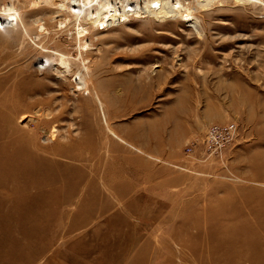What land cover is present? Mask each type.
I'll list each match as a JSON object with an SVG mask.
<instances>
[{
  "label": "rangeland",
  "instance_id": "rangeland-1",
  "mask_svg": "<svg viewBox=\"0 0 264 264\" xmlns=\"http://www.w3.org/2000/svg\"><path fill=\"white\" fill-rule=\"evenodd\" d=\"M9 2L27 33L0 25V152L21 157L0 174V264H264V0L195 8L199 35L130 16L81 48L68 13Z\"/></svg>",
  "mask_w": 264,
  "mask_h": 264
},
{
  "label": "bare ground",
  "instance_id": "bare-ground-1",
  "mask_svg": "<svg viewBox=\"0 0 264 264\" xmlns=\"http://www.w3.org/2000/svg\"><path fill=\"white\" fill-rule=\"evenodd\" d=\"M219 1L221 0H191L190 2H184V0H32V2L35 3L42 2L47 6L51 5L56 9V13L63 12L71 15L73 17V22L75 25L74 27L76 29L75 38L78 40V42H80L83 37L90 32L91 28L102 29L113 24H119L129 19L130 16L151 18L158 21L178 19L182 22L187 23L188 27L192 28V30L197 35H199V20L193 12L194 9L199 8L201 10H207L209 7ZM234 1L241 3L254 1L262 2V0ZM11 2L7 4L3 3L0 8V25L3 28L15 27L20 25L26 35L27 30L21 20V17L19 16V11ZM62 22L63 21L59 20V24L62 25ZM59 24L58 27L61 26ZM40 29H42L41 25ZM83 42L86 46L90 45L84 40ZM78 46L79 48L82 47L81 42L78 44ZM83 48H85V46ZM42 58L43 59H40L39 63L37 64L38 69L44 66L51 65V63H53V59L49 56H43ZM58 59L60 60H58L59 64L63 65L65 68L68 67L67 58H65L62 54H59ZM80 62H82V60ZM87 69V66L84 65V62H82L81 70H83V73L80 70L76 72L77 76L74 80L76 81V85H78L80 88H85L86 86L85 73ZM60 71L61 70H59V72ZM98 104L101 110V116L103 119H105V113L101 106L100 100H98ZM110 132L116 138L122 140L112 131ZM20 161L21 157L16 156L14 153L9 154L8 152H0V174L6 175V178H9L10 176L20 175L21 172L18 171L17 167L15 166V164L20 163Z\"/></svg>",
  "mask_w": 264,
  "mask_h": 264
},
{
  "label": "built area",
  "instance_id": "built-area-1",
  "mask_svg": "<svg viewBox=\"0 0 264 264\" xmlns=\"http://www.w3.org/2000/svg\"><path fill=\"white\" fill-rule=\"evenodd\" d=\"M236 134V125L233 122L211 124L203 133L201 156L208 158L222 153ZM193 150V145L186 147V154Z\"/></svg>",
  "mask_w": 264,
  "mask_h": 264
}]
</instances>
